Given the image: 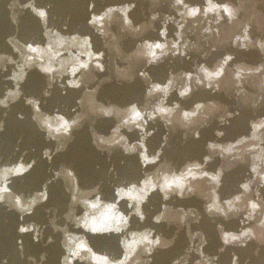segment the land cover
<instances>
[{"label": "water", "instance_id": "water-1", "mask_svg": "<svg viewBox=\"0 0 264 264\" xmlns=\"http://www.w3.org/2000/svg\"><path fill=\"white\" fill-rule=\"evenodd\" d=\"M264 88V0H0V113L95 114Z\"/></svg>", "mask_w": 264, "mask_h": 264}]
</instances>
